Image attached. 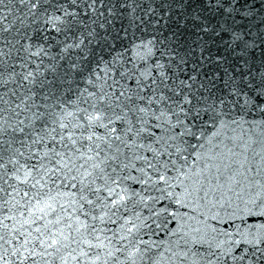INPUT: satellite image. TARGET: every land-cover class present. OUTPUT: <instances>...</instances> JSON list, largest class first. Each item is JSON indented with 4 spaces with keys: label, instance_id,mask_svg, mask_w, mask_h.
<instances>
[{
    "label": "snow or ice",
    "instance_id": "1",
    "mask_svg": "<svg viewBox=\"0 0 264 264\" xmlns=\"http://www.w3.org/2000/svg\"><path fill=\"white\" fill-rule=\"evenodd\" d=\"M0 264H264V0H0Z\"/></svg>",
    "mask_w": 264,
    "mask_h": 264
},
{
    "label": "water",
    "instance_id": "2",
    "mask_svg": "<svg viewBox=\"0 0 264 264\" xmlns=\"http://www.w3.org/2000/svg\"><path fill=\"white\" fill-rule=\"evenodd\" d=\"M260 0H257V4H259Z\"/></svg>",
    "mask_w": 264,
    "mask_h": 264
}]
</instances>
